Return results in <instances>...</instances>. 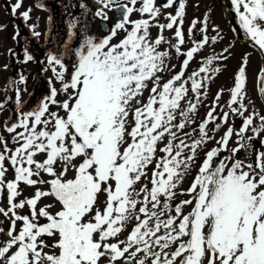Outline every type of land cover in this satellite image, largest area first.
<instances>
[{"label":"snow or ice","instance_id":"snow-or-ice-1","mask_svg":"<svg viewBox=\"0 0 264 264\" xmlns=\"http://www.w3.org/2000/svg\"><path fill=\"white\" fill-rule=\"evenodd\" d=\"M91 3L94 11L81 0V16L68 13L64 50L46 54L42 71L53 74L49 93L22 110L21 89L15 87L16 120L4 122L14 148L0 135V198H7L0 216L9 224L0 227L7 237L0 240V264H264V139L259 148L253 143L264 136V112L251 100L245 103L248 55L233 74L230 99L221 106L224 90H218L197 124L208 82L221 72L216 62L230 54L225 47L197 63L204 49L223 40L218 27L208 35V15L191 21L185 48L186 0H166L160 7L156 0ZM230 3L240 28L264 54V0ZM22 4L16 0L12 16ZM170 8L174 13L160 23L162 9ZM31 12L20 13L25 23ZM97 20L99 33L91 30ZM29 29L33 37L41 35L35 24ZM36 59L25 47L20 62ZM26 82L19 74L8 83ZM258 83L264 96V68ZM5 106L0 102V111ZM230 115L241 118L239 127L229 125ZM209 124L212 132L229 126L216 139ZM212 140L216 146L205 150ZM194 167L189 187L178 191ZM22 184L35 189L30 197L20 199ZM178 195L188 198L175 202ZM44 199L54 203L39 206Z\"/></svg>","mask_w":264,"mask_h":264},{"label":"rangeland","instance_id":"rangeland-1","mask_svg":"<svg viewBox=\"0 0 264 264\" xmlns=\"http://www.w3.org/2000/svg\"><path fill=\"white\" fill-rule=\"evenodd\" d=\"M224 1L225 5L222 6L221 0H186V16L184 18V23L190 24L193 19H203L205 14L209 17V31L208 35L212 36L215 33L212 31L213 27H218L220 34L223 36L222 41H218L214 46L207 47L204 49L199 56L196 57L197 63L202 61L203 57H206L208 55L220 54L222 53L223 49L225 47H230V54L229 59L227 61H217L216 65L221 68V72L214 76L213 80L208 82V96L206 99H204L203 105H201L198 109V114L195 116V119L197 121V124L201 122L209 110V106L212 104V101L218 92V90L223 89L222 98L219 101L221 106H224L226 102L230 99L228 90L233 87V74L237 72L238 68L241 65L242 57L247 54L248 55V65L246 68V76H247V84H246V92H247V99L245 103L248 102V100H251L254 104V107L257 111L264 112V106L261 102V99L258 94V87H257V81L259 72L261 69V63L259 59V55L256 51L251 49L248 45L243 43L242 41L250 42L253 44V42L250 40V38L247 36V34L243 31V29L240 28L239 23H236V15L233 13V9L230 3V0H222ZM16 3V0H0V102L6 101L5 108L0 111V135L4 136L8 140L9 147L14 148V145L11 141L10 134H8L4 130V122H13L16 120V113H15V96H14V90L15 87H19L21 89V95L20 99L22 101V110H30L34 108L37 104V102L44 96L49 93V85H48V79L52 77V72L49 71H42V68L46 66V54L47 51L45 50V40H46V34L49 30V13L51 11L47 10V7L52 6L54 10L58 13L56 7L57 2L56 0H23L22 7L17 11L16 15L11 17V6ZM37 3L44 4L45 8L40 9L37 8ZM157 7H160L159 1L156 0ZM229 7V13L228 16H226L224 12V8ZM28 8L32 9V12L30 14V19L25 23L27 27H29L32 24L36 25V31H39L41 35L37 38L39 45L37 46L38 50L37 52L33 53V47H30V50L32 54L37 58L35 61L30 62L28 64L21 63V59L23 57V51L21 49H18L17 40L13 39V36L15 35L17 29H16V22H19V20H22L20 17V13L24 12ZM62 10V8H61ZM173 12L174 9H162V14L159 17L160 23H166V13ZM110 15V13H109ZM229 17V18H228ZM140 18L138 14H133L132 19ZM230 19V20H229ZM59 21L61 22V28L66 32V21L67 18L60 15ZM94 23L95 28L97 29V33L100 32V22L97 20ZM114 23V22H112ZM228 23L232 25L233 30H231L228 26ZM199 27V26H198ZM25 31V37L23 41L20 39V43L23 44L24 47H27V45L33 44L32 40V34H27ZM184 31V30H183ZM157 28L153 27L151 29V34L153 37L157 35ZM185 33V39H186V46H190L191 40L188 36L187 29L184 31ZM165 36L171 37L172 32L171 31H165ZM68 40V39H67ZM74 42V41H73ZM44 47V48H43ZM9 49H12L15 53V55L9 54ZM50 49V48H49ZM54 49V48H52ZM64 50V48H63ZM40 60H45V64L41 67L37 66V63H39ZM70 62V60H68ZM172 64H177V71L179 70V62L176 58H173L171 60ZM197 63L191 64V69L194 70L197 67ZM9 64L10 69L4 70V65ZM71 71V69H69ZM19 74H23L27 77L26 84H18V85H12L8 82L10 80H18ZM167 78V77H166ZM53 84L59 88L60 84L59 82L53 80ZM7 89V90H6ZM147 95V93H145ZM11 98V99H9ZM63 95L58 97V99H64ZM55 110V108H53ZM226 110V109H225ZM251 110V106H250ZM220 109H217V114H219ZM247 115V113H245ZM234 119V120H232ZM239 120L241 121V118L239 116L233 118L231 115L229 117V125L234 126V121ZM219 122V121H217ZM236 123V122H235ZM229 125H222L221 128L218 131L212 132L211 129L214 127L213 124H209L208 128L210 131V134L213 135L216 139H219L221 136H223L226 128ZM196 127V125H192L189 128H186L185 131H191L192 128ZM251 131L247 133V135H251ZM195 135V134H194ZM261 139H264V136H261L257 138L253 143L259 148L258 146L259 141ZM235 135L232 137V140L229 143V148L235 146ZM216 146L215 140L209 141V143L206 145L205 150L211 149L212 147ZM224 153H222L223 155ZM243 151H241L240 155L243 156ZM203 151L199 152V158L197 160V166L200 162V160L203 159ZM38 160L43 159L42 156L36 157ZM197 171V168L194 167L192 170V173L185 179L183 185L181 186V189H178V191L186 189L189 187L191 180L193 179L195 173ZM13 178V172L10 169L7 174V179L11 180ZM45 179H48L46 175H44ZM42 188L46 186H41ZM21 189L23 192V195L20 197V199H23L24 197H29L32 195L35 191L34 188L21 185ZM188 197L186 196H177L175 202H179L181 199H186ZM3 201L0 203V207H7L6 197L2 198ZM103 199V197L101 198ZM48 203H54V201L50 199H44L40 202L39 206H43L44 204ZM59 205H55L51 211L55 212L58 209ZM188 209H186L187 211ZM22 214V212H21ZM0 221H4L3 224H0V227H3L7 229L9 227L8 222L0 216ZM41 222L43 223L44 220L41 218ZM123 238V237H121ZM7 237L0 234V240H5Z\"/></svg>","mask_w":264,"mask_h":264},{"label":"trees","instance_id":"trees-1","mask_svg":"<svg viewBox=\"0 0 264 264\" xmlns=\"http://www.w3.org/2000/svg\"><path fill=\"white\" fill-rule=\"evenodd\" d=\"M49 1V0H47ZM57 2V11L58 13L54 10L52 6L47 7V10L51 11L49 13V16L52 17L51 22H49V30L46 34V40H45V50L48 52H52L53 54H58L61 51H63L64 48V43L67 41L68 37L66 35V32L61 28V22L59 21L60 15L69 18L68 13H72L75 16H81V9L79 8L78 4L81 2V0H56ZM88 4V7L91 8L93 11L94 6L91 3V0H84ZM62 8V10H61ZM11 10V9H10ZM11 17H13L11 15ZM89 19H91L89 15ZM236 23H239L238 18L236 17ZM16 29L17 31L20 32V36L16 39L17 44H18V49H21L22 51L24 50L23 44L20 43V39L23 41L25 35V31L27 34H31V31L29 27L25 25V22L23 20H19V22H16ZM91 30L95 33H97V29L94 26V23L91 24ZM16 31V32H17ZM28 34V36H29ZM32 36V35H31ZM33 44L27 45V48L30 49V47H33V53L37 52L38 48L37 46L39 45L38 40L32 36ZM75 45H78L79 43V38L74 40L73 42ZM43 47V48H44ZM50 48V49H49ZM54 48V49H52ZM66 60H71L70 56L65 57ZM37 66L41 67V64L37 63Z\"/></svg>","mask_w":264,"mask_h":264},{"label":"flooded vegetation","instance_id":"flooded-vegetation-1","mask_svg":"<svg viewBox=\"0 0 264 264\" xmlns=\"http://www.w3.org/2000/svg\"><path fill=\"white\" fill-rule=\"evenodd\" d=\"M165 2H166V0H165ZM221 3H222V6H224L225 5V3H224V1H222L221 0ZM228 7V6H227ZM224 8V12H225V14H226V16H228V13H229V7L228 8H226V7H223ZM231 9H233V8H231ZM233 13H234V9H233ZM235 14V13H234ZM110 16L112 17V21L111 22H114V13H110ZM229 18V17H228ZM230 20V19H229ZM189 25L190 24H186V23H184V25H183V30L185 31L186 29L188 30V27H189ZM228 26H229V28L231 29V30H233V28H232V25L230 24V23H228ZM188 33V32H187ZM198 34V33H197ZM243 43H245L246 45H248L251 49H253L254 51H256L257 53H258V57H259V59H260V63H261V65L263 64V61H264V54H261L260 53V50L258 49V47H256V46H254V44H251L250 42H246V41H242ZM258 87V94H259V97H260V99H261V102H262V104H263V106H264V96H261V94H260V92H259V85L257 86ZM232 120H234V119H232ZM236 122V123H235ZM241 122L242 121H239V120H236V121H234V127H239L240 125H241ZM258 147H260V145L258 146ZM31 196V195H30ZM29 196V197H30ZM4 197H6V196H4ZM3 198V197H2ZM2 198H0V203L3 201V199ZM6 202H7V198H6ZM28 212V209L26 208V209H24L23 211H22V214H26ZM19 226V225H18Z\"/></svg>","mask_w":264,"mask_h":264},{"label":"water","instance_id":"water-1","mask_svg":"<svg viewBox=\"0 0 264 264\" xmlns=\"http://www.w3.org/2000/svg\"><path fill=\"white\" fill-rule=\"evenodd\" d=\"M159 1V4L161 5L163 2H165V0H158ZM114 13V21H115V19H116V13L115 12H113ZM100 25V24H99ZM262 68H264V63H263V65H262Z\"/></svg>","mask_w":264,"mask_h":264}]
</instances>
